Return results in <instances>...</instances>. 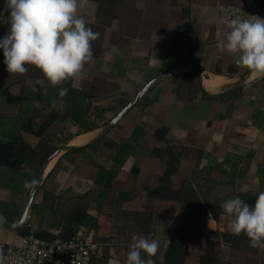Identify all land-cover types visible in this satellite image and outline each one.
<instances>
[{
  "label": "crops",
  "instance_id": "0c3cea01",
  "mask_svg": "<svg viewBox=\"0 0 264 264\" xmlns=\"http://www.w3.org/2000/svg\"><path fill=\"white\" fill-rule=\"evenodd\" d=\"M245 3L88 0L81 14L100 38L83 78L63 87L82 93L85 119L95 125L89 131L64 115L60 96L38 101L39 92L53 95L32 83L42 74L32 66L24 75L9 74L0 49V117L16 114L2 93L17 85L27 95V112H39L34 123L46 125L42 136L20 132L36 151L33 166H0V241L70 238L69 218L84 210L94 217L88 227L98 247L90 264H124L135 233L159 241L155 264H264V247L232 235L220 207L237 196L255 203L264 191V78L216 47L227 31L219 6ZM258 4L264 7V0ZM7 17L0 9V38ZM126 143L131 149L120 151ZM47 159L23 226L6 227L3 221L19 223Z\"/></svg>",
  "mask_w": 264,
  "mask_h": 264
},
{
  "label": "clouds",
  "instance_id": "9594fccd",
  "mask_svg": "<svg viewBox=\"0 0 264 264\" xmlns=\"http://www.w3.org/2000/svg\"><path fill=\"white\" fill-rule=\"evenodd\" d=\"M88 0H5L8 12L7 33L0 38L3 63L9 74L24 75L27 66L39 70L42 79L32 83L47 92L45 82L59 88L66 96L83 78L85 66L93 61V42L100 33L93 31L81 11ZM224 39L217 42L220 52L234 56L235 64L245 68L255 78H264V18H230ZM223 213L230 217L228 229L234 236L242 233L252 248L264 247V191L258 193L254 205L239 196L223 201ZM135 233L131 237L124 264H155L153 257L159 241ZM146 257V258H145ZM4 257L0 256V264Z\"/></svg>",
  "mask_w": 264,
  "mask_h": 264
},
{
  "label": "trees",
  "instance_id": "16d2710c",
  "mask_svg": "<svg viewBox=\"0 0 264 264\" xmlns=\"http://www.w3.org/2000/svg\"><path fill=\"white\" fill-rule=\"evenodd\" d=\"M4 8L5 0H0V9ZM67 88V95L63 97L60 96L66 103L63 112L64 115L71 118L84 131L93 129L95 125L87 122L84 116L87 104L86 106L83 104L84 97L82 93L71 87ZM47 91L53 93L50 98L47 99L41 92L37 93L35 98L38 101L45 100L50 103L55 102L56 97L59 96L60 89L48 88ZM2 95L7 104L15 106L17 112L12 117H0V137L2 138V140H0V166L13 170L19 169L22 165L33 166L35 164V159H37L36 151L22 140L20 132H30L37 136H42V132L46 125L34 123V116L39 112L35 109L31 110V113L27 112L28 110L24 106V103L28 99L25 91L21 87L17 85L7 87ZM40 142L43 147V145H46L47 140L42 138ZM131 147L129 143H126L119 147V149L124 152L129 151ZM102 175L104 174L102 173ZM247 203L249 205H254L252 201H248ZM82 224L93 226L94 217L84 210H78L69 218L68 226L75 231L77 227Z\"/></svg>",
  "mask_w": 264,
  "mask_h": 264
},
{
  "label": "built area",
  "instance_id": "2783aa9c",
  "mask_svg": "<svg viewBox=\"0 0 264 264\" xmlns=\"http://www.w3.org/2000/svg\"><path fill=\"white\" fill-rule=\"evenodd\" d=\"M219 14L226 27L227 21L237 16L264 18V7L258 4V0H246L243 7L220 5ZM90 232V228L82 224L69 239L47 242L28 234L18 246H9L0 241V256L4 257L3 264H90L98 248Z\"/></svg>",
  "mask_w": 264,
  "mask_h": 264
},
{
  "label": "water",
  "instance_id": "95a60500",
  "mask_svg": "<svg viewBox=\"0 0 264 264\" xmlns=\"http://www.w3.org/2000/svg\"><path fill=\"white\" fill-rule=\"evenodd\" d=\"M155 81H156V79H153L147 85H145L138 92L136 97L130 103H128V105H126L121 111H119L118 114L113 119H111V121L107 124V127H111L119 119H121L125 115V113L132 107V105L136 102V100L138 98H140ZM52 157L53 156H51L50 158H52ZM49 159H47V161L42 165V167L40 168V170L38 172V175H37V178H36V180L34 182L33 188H32L30 194L27 197V200H26V203H25V206H24V210H23V213H22V217H21L19 223H17L16 225H11V224H8L6 221H3V224L6 227L15 230V229H19V228H21L23 226L24 220H25V216H26L27 212L29 211V209L31 207V204H32V200H33L35 194L37 193V191H38V189L40 187V183H41V180H42V174H43L44 167H45V165H46V163L48 162Z\"/></svg>",
  "mask_w": 264,
  "mask_h": 264
}]
</instances>
